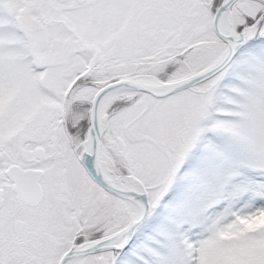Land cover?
Instances as JSON below:
<instances>
[{
	"label": "snow or ice",
	"instance_id": "snow-or-ice-1",
	"mask_svg": "<svg viewBox=\"0 0 264 264\" xmlns=\"http://www.w3.org/2000/svg\"><path fill=\"white\" fill-rule=\"evenodd\" d=\"M0 264H264V0H0Z\"/></svg>",
	"mask_w": 264,
	"mask_h": 264
}]
</instances>
